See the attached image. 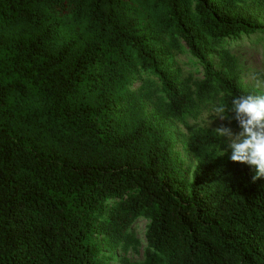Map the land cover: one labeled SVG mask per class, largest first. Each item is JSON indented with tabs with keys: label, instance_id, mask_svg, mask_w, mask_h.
<instances>
[{
	"label": "trees",
	"instance_id": "16d2710c",
	"mask_svg": "<svg viewBox=\"0 0 264 264\" xmlns=\"http://www.w3.org/2000/svg\"><path fill=\"white\" fill-rule=\"evenodd\" d=\"M263 15L264 0H0V264H109L102 247L135 250L140 218L142 264H264V179L215 129L188 127L185 171L168 129L251 92L231 50L264 37ZM183 51L200 77L174 65Z\"/></svg>",
	"mask_w": 264,
	"mask_h": 264
},
{
	"label": "rangeland",
	"instance_id": "374dc122",
	"mask_svg": "<svg viewBox=\"0 0 264 264\" xmlns=\"http://www.w3.org/2000/svg\"><path fill=\"white\" fill-rule=\"evenodd\" d=\"M259 22L264 26V15L259 18ZM242 69L241 84L249 91H253V84L248 79V73L253 69H264V37L258 38L255 36L250 39H244L240 45L234 46L231 50ZM174 65L178 67L182 75H192L194 78L201 76V67L193 60L186 51L176 55L173 59ZM215 62V61H214ZM148 115L153 117L152 109H149ZM223 124L225 127H230L226 121L215 119L214 108L211 105L204 106L195 117L185 118L182 123L168 122V129L173 139V148L182 159V168L191 173L195 167L189 151L187 149V139L189 129L205 128L216 129ZM233 133L239 130L231 128ZM225 140L226 150L231 154V149L228 148V138L222 137ZM148 221L140 218L133 226V233L138 240V246L135 250L129 248L127 252H123L121 248L109 249L103 246L104 252L109 254L112 259L109 264H142L146 250L145 232Z\"/></svg>",
	"mask_w": 264,
	"mask_h": 264
},
{
	"label": "clouds",
	"instance_id": "9594fccd",
	"mask_svg": "<svg viewBox=\"0 0 264 264\" xmlns=\"http://www.w3.org/2000/svg\"><path fill=\"white\" fill-rule=\"evenodd\" d=\"M248 79L253 84V91L234 97L230 108L218 104L214 109L215 119L229 123L235 120L239 131L233 133L231 128L221 124L214 134L228 138L230 160L254 168L252 179L256 181L264 179V69L251 70Z\"/></svg>",
	"mask_w": 264,
	"mask_h": 264
}]
</instances>
